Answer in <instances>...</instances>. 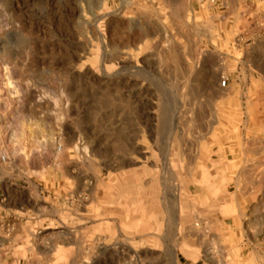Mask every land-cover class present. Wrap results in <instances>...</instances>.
I'll use <instances>...</instances> for the list:
<instances>
[{"label": "rangeland", "instance_id": "374dc122", "mask_svg": "<svg viewBox=\"0 0 264 264\" xmlns=\"http://www.w3.org/2000/svg\"><path fill=\"white\" fill-rule=\"evenodd\" d=\"M255 189L264 0H0V264H234Z\"/></svg>", "mask_w": 264, "mask_h": 264}, {"label": "crops", "instance_id": "0c3cea01", "mask_svg": "<svg viewBox=\"0 0 264 264\" xmlns=\"http://www.w3.org/2000/svg\"><path fill=\"white\" fill-rule=\"evenodd\" d=\"M249 194L250 213L247 220L242 216L243 207L236 206L239 211L234 220L236 233L235 239H231L236 253L234 264H264V190L255 189ZM244 224L246 230H243ZM240 229L243 230L241 233ZM214 264H217L216 261Z\"/></svg>", "mask_w": 264, "mask_h": 264}, {"label": "bare ground", "instance_id": "6f19581e", "mask_svg": "<svg viewBox=\"0 0 264 264\" xmlns=\"http://www.w3.org/2000/svg\"><path fill=\"white\" fill-rule=\"evenodd\" d=\"M98 19V18H97ZM94 22V21H93ZM146 24V23H145ZM91 25V24H90ZM93 25V24H92ZM104 37V36H103ZM111 40V39H110ZM110 40H108V41H110ZM103 43V42H102ZM111 43V42H110ZM114 43V42H113ZM108 44V43H107ZM123 44V43H122ZM111 45V44H110ZM105 46V45H104ZM132 46V45H131ZM134 46V45H133ZM102 51V50H101ZM101 54H103V52H101ZM115 56V55H114ZM130 66V65H129ZM138 67V66H137ZM136 67V68H137ZM131 68V67H130ZM104 74V73H103ZM107 76V75H106ZM226 85V84H225ZM51 136V135H50ZM53 136V135H52ZM52 141H54L55 142V139H54V137L52 138ZM85 149V148H84ZM60 151H62V149L60 150ZM120 177V175L119 174H117V179H120L119 178ZM36 202L37 201H35L34 203H32V201L31 200H26V203H28V204H33V206L35 207V206H37L38 205V203L36 204ZM32 206V205H31ZM166 209V208H165ZM149 212L151 213L152 212V210H149ZM59 212H56L55 210H54V208H52L51 209V214L49 215V217H52V220H50L49 221V223H50V225L49 226H53V225H55V223H54V221L56 222V221H58V223H61V224H63V225H65V222L61 219V218H57L56 216H57V214H58ZM148 213V212H147ZM142 216V215H141ZM143 216H145V215H143ZM167 217H168V215H166ZM38 220H40V218L38 219ZM42 220V219H41ZM38 228V227H37ZM47 230V229H46ZM118 232V231H117ZM44 233V232H43ZM45 236V235H44ZM164 238V237H163ZM41 244V243H40ZM95 263V262H94ZM97 263V262H96Z\"/></svg>", "mask_w": 264, "mask_h": 264}, {"label": "built area", "instance_id": "2783aa9c", "mask_svg": "<svg viewBox=\"0 0 264 264\" xmlns=\"http://www.w3.org/2000/svg\"><path fill=\"white\" fill-rule=\"evenodd\" d=\"M200 1H201V2H202V1H203V2H204V1H209L211 4H212V3H215V0H200Z\"/></svg>", "mask_w": 264, "mask_h": 264}]
</instances>
